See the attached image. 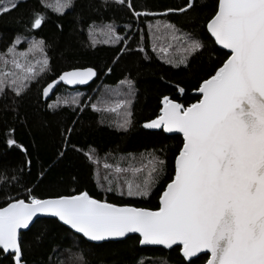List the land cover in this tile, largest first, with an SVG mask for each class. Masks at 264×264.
I'll list each match as a JSON object with an SVG mask.
<instances>
[{
  "label": "snow or ice",
  "instance_id": "6c2138e0",
  "mask_svg": "<svg viewBox=\"0 0 264 264\" xmlns=\"http://www.w3.org/2000/svg\"><path fill=\"white\" fill-rule=\"evenodd\" d=\"M25 2L0 0V17L18 11ZM78 2L37 0L0 51V99L5 101L0 112L11 115L14 122L21 120V102L30 85L52 71L49 51L53 45L46 38H38L48 25V13L63 17L75 12ZM200 6L199 0H184L180 6L155 12L137 11L133 0H87L76 21L84 23L86 12L99 14L113 7L126 9L136 20L164 17L149 22L146 30L137 28L135 33L132 24L125 25L121 34L114 20L98 21L89 16L88 46H119L114 62L125 54H142L143 60L151 61L147 38L156 59L173 68L191 70L192 60L207 48L205 38L194 26L189 30L167 17L180 14L192 20ZM204 26L212 43L228 50L226 58L199 78L193 89L195 102H181L186 88L176 83L172 86L178 95L162 94L157 113L142 125L155 135L182 136L172 157L170 175L163 149L160 154L154 150L139 156L109 154L101 164L96 148H78L72 140L77 130L67 126L60 133L61 148L49 165L52 167L69 149L77 151L90 165L97 169L102 166L103 174L95 172L99 187L128 197H148L167 175L156 208L96 199L86 190L42 198L25 182L21 185L27 192L24 198L5 194V204L0 206V253L10 255L14 264H26V247L47 242L50 254L46 264H90L89 252L81 245L91 250L103 247L102 242H123L129 234H138L140 246H175L181 264H197L202 253L209 254L207 264H264V0H216ZM63 27L62 23L56 25L61 32ZM106 71L110 74L113 68ZM97 75L94 67L72 68L46 83L39 95L48 99L61 83L84 85ZM160 79L168 83L163 76ZM119 83L118 89H106L108 99L101 101L106 107L94 103L91 108L119 114L117 127L127 132L135 122L138 88L130 74ZM73 104L80 108L77 100ZM60 105L57 100L47 108L55 110ZM14 132L13 127L6 134L7 147L19 149L27 157L28 148L14 138ZM31 163L26 159L29 172ZM21 172L22 168L16 170ZM44 174L41 171V179ZM22 179L5 173L0 175V184L15 188ZM34 228L35 237L26 246L22 230L31 232ZM61 233L72 239L70 246H66L67 239L58 242Z\"/></svg>",
  "mask_w": 264,
  "mask_h": 264
},
{
  "label": "trees",
  "instance_id": "16d2710c",
  "mask_svg": "<svg viewBox=\"0 0 264 264\" xmlns=\"http://www.w3.org/2000/svg\"><path fill=\"white\" fill-rule=\"evenodd\" d=\"M54 0H51L53 2ZM87 0H79L75 12L58 17L55 13L49 12V22L46 28L39 33L38 38H46L52 43L49 51L51 58L52 71L40 80L39 83L30 85V91L21 102V120L14 122L11 115L5 116L0 112V175L7 174L12 176L17 174L23 177L21 184L15 188L9 184L5 187L0 184V206L5 204V194L24 198L27 195L26 188L21 186L27 182V187H31L34 194L42 198L57 194H70L73 190H86L96 199H107L109 202L117 204H129L137 207L155 209L158 205L159 193L166 185L168 176L161 179L160 183L153 188L148 197H128L120 196L117 192H106L98 186L95 172L103 174L102 166L97 169L90 165L84 156L74 150L69 149L66 155L49 167L55 159L56 153L61 148V135L64 127H75L76 134L72 137L73 143L78 148L85 151L88 146L95 147L101 164L106 155L126 156L134 154L151 153L154 150L160 154L161 149L167 153L168 173L173 169V154L176 152L182 137L180 135L152 134L153 130L143 129V123L153 118L159 108V98L162 94L177 96L176 83L186 88V93L180 97L181 102L193 103L197 95L192 94L194 87L200 77L206 76L213 67L219 65L225 58L226 52L212 43L209 34L206 32L205 21L212 14L216 0H199L200 8L193 14L194 19L189 20L180 14H170L167 19L177 23L186 29L195 27L196 31L205 38L206 50L192 60L191 70L183 67L173 68L171 65L156 59V54L151 53V41L147 40L148 52L152 55L151 61L141 58L142 54H125L118 62H114L118 55L117 47L97 44L95 48L89 47V37L87 22L89 16L105 21L114 20L119 26L118 31L124 34L125 25L132 24V32L137 28L145 29L149 22L155 23L157 19L164 17H141L136 20L131 14L122 8L113 7L107 11L85 13L84 23H78L76 16L81 13V5ZM184 0H133L137 11L148 9L155 12H164L169 7L182 5ZM37 4V0H26L18 11L11 15L0 17V51L10 42L18 22L27 17L29 11ZM63 24V31L56 28L57 24ZM102 40L103 37H98ZM138 39V36L134 37ZM133 48L136 47L131 42ZM77 67H94L98 75L85 88L70 90L64 84H59L50 99L43 101L39 95V89L51 82L52 79L66 70ZM107 67H112L113 72L108 74ZM131 75L136 80L138 93L134 103V125L127 132L117 127L119 114L107 111H94L92 104L99 107H106L99 100L100 94L106 92L107 84H111V89L120 88V80L125 76ZM163 76L168 83L160 78ZM69 93V97H58L62 93ZM79 93V95H77ZM103 95V94H102ZM10 100V97H9ZM57 100L61 101L58 109H48V104H54ZM68 103L64 104L63 101ZM73 100L79 102L80 108L73 104ZM5 101L0 99V109L3 108ZM15 128L14 138L28 148L29 155L25 157L19 149L8 148L5 139L6 134L11 128ZM26 159L31 160V169L26 166ZM23 172L16 173L17 169ZM41 171L44 176L41 179ZM14 183V182H13ZM51 219V218H44ZM51 228L52 225H49ZM37 229L31 232L24 231L23 239L26 246L31 244ZM67 239L68 245L72 243L70 237L60 234L59 243ZM136 235L125 238L123 242L110 241L102 242L103 247L88 249L87 245H81L89 255L87 259L90 264H181L178 249H165L162 247L140 246ZM50 254L47 242L39 247L33 246L31 249L26 247V264H46ZM208 254H201L197 264H205ZM0 264H14L10 255L0 253Z\"/></svg>",
  "mask_w": 264,
  "mask_h": 264
},
{
  "label": "water",
  "instance_id": "95a60500",
  "mask_svg": "<svg viewBox=\"0 0 264 264\" xmlns=\"http://www.w3.org/2000/svg\"><path fill=\"white\" fill-rule=\"evenodd\" d=\"M210 35V34H209ZM218 48H220V49H222L220 46H218V45H216ZM222 50H224L226 53L228 52V50H225V49H222ZM69 70H71V69H69ZM66 71H68V70H66ZM93 80H94V78H93ZM92 80V81H93ZM92 81H89L87 84H84V85H65L68 89H76V88H85V87H87ZM61 84H63V83H61ZM54 91H55V89H54ZM192 94H194V95H196L195 93H194V91H192L191 92ZM52 96V95H51ZM51 96H50V98H51ZM50 98H48V99H50ZM48 99H44V98H42V100L43 101H46V100H48ZM167 135H180V134H167ZM181 136V135H180ZM182 137V136H181ZM24 231H26V230H22V232H24ZM132 235H136V236H138V234H129V236H132ZM139 237V236H138ZM149 246H151V247H162V248H164L163 246H152V245H149ZM166 249V248H165ZM202 254H207V253H202ZM208 258H209V254H208ZM205 264H207V261L205 262Z\"/></svg>",
  "mask_w": 264,
  "mask_h": 264
},
{
  "label": "rangeland",
  "instance_id": "374dc122",
  "mask_svg": "<svg viewBox=\"0 0 264 264\" xmlns=\"http://www.w3.org/2000/svg\"><path fill=\"white\" fill-rule=\"evenodd\" d=\"M54 3H55V0L53 1ZM108 89H111L112 87H111V84H107V86H106ZM67 88V87H66ZM77 89H79V88H76V89H70V90H77ZM69 95V93H66V92H64V93H62L60 96H58V97H61V98H65V96L67 97L68 95ZM103 94V95H102ZM102 94H100V96H99V100L100 101H102V100H105V99H108V97H107V95H106V92H102ZM70 96V95H69ZM68 96V97H69ZM107 106V105H106ZM120 116H118V118H119Z\"/></svg>",
  "mask_w": 264,
  "mask_h": 264
}]
</instances>
